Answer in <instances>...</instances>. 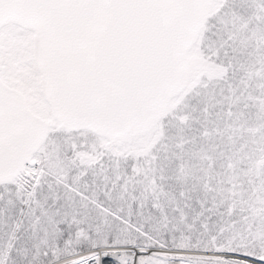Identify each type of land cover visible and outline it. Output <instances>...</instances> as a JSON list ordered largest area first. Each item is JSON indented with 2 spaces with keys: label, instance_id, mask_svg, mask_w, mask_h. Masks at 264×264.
<instances>
[{
  "label": "snow or ice",
  "instance_id": "6c2138e0",
  "mask_svg": "<svg viewBox=\"0 0 264 264\" xmlns=\"http://www.w3.org/2000/svg\"><path fill=\"white\" fill-rule=\"evenodd\" d=\"M0 264H264V0H0Z\"/></svg>",
  "mask_w": 264,
  "mask_h": 264
}]
</instances>
